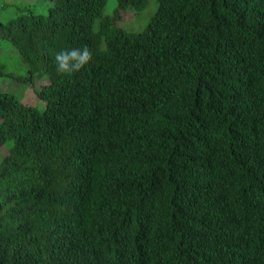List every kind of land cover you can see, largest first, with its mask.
<instances>
[{
  "label": "trees",
  "instance_id": "trees-1",
  "mask_svg": "<svg viewBox=\"0 0 264 264\" xmlns=\"http://www.w3.org/2000/svg\"><path fill=\"white\" fill-rule=\"evenodd\" d=\"M156 1L138 33L107 0L0 21L9 80L48 81L0 90V264H264V0Z\"/></svg>",
  "mask_w": 264,
  "mask_h": 264
},
{
  "label": "rangeland",
  "instance_id": "rangeland-1",
  "mask_svg": "<svg viewBox=\"0 0 264 264\" xmlns=\"http://www.w3.org/2000/svg\"><path fill=\"white\" fill-rule=\"evenodd\" d=\"M51 5L50 0H0V21H8L17 15V7H28L35 14L46 15ZM117 0H107L103 15L111 17L116 15L120 9ZM157 10V1L150 0L143 10L124 9L120 10L121 18L117 24L128 32L138 33L144 30L150 18ZM0 69L4 73V81L0 80V90L12 89L14 95L21 100L22 103L36 106L39 110H43L44 102L38 100L36 90L40 86L48 83L47 80H39L33 82L30 86L18 81V83L9 80L11 74L20 76L26 75V71L20 68L19 57L13 46L2 41L0 49ZM6 151L0 147V157L5 155Z\"/></svg>",
  "mask_w": 264,
  "mask_h": 264
},
{
  "label": "clouds",
  "instance_id": "clouds-1",
  "mask_svg": "<svg viewBox=\"0 0 264 264\" xmlns=\"http://www.w3.org/2000/svg\"><path fill=\"white\" fill-rule=\"evenodd\" d=\"M91 51L88 47L59 52L55 56L58 74H72L79 72L91 60Z\"/></svg>",
  "mask_w": 264,
  "mask_h": 264
}]
</instances>
